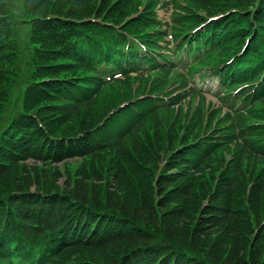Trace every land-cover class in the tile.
<instances>
[{
    "label": "trees",
    "instance_id": "trees-1",
    "mask_svg": "<svg viewBox=\"0 0 264 264\" xmlns=\"http://www.w3.org/2000/svg\"><path fill=\"white\" fill-rule=\"evenodd\" d=\"M185 1L186 13L179 5L180 10L173 15V35L177 38L190 27L207 22L209 16L228 12L208 21L199 35L189 33L185 41L203 63L209 64L204 60L214 57L210 65L221 73L225 85L236 80L231 65L237 67L238 74L259 81L246 101L252 110L263 112L264 0ZM23 3L21 13L19 4L0 0V264H13L10 250L21 241L38 251L40 261L50 264L52 259L48 256L57 237L66 233L78 243L83 237L106 236L111 214L114 218L129 216L148 229L136 236L114 234L110 242L97 247L82 244L87 247L89 259L85 260L92 264H158V251L147 249L156 244L187 245L215 264H264V131L256 126L242 125V142L234 147L225 142L221 150L214 152L211 142L195 145L185 164L180 160V149L173 152L182 133L171 126L157 102L150 98L139 100L129 111L134 121L127 131L116 136V141L129 154L130 158L124 161H131L137 172L151 170L153 164L154 179L165 150L168 161L158 190L152 186L141 201L132 182L119 169L115 171L117 155L105 150L68 161L69 178L63 186L56 184L64 170L54 164L58 158L52 153L54 138L92 127L132 96L129 85L121 91L119 84L132 83L135 78L127 75L123 80H106L109 64L117 70L130 57L127 64L151 60L141 57L137 49L125 51L121 32H100L107 26L105 22L120 24L126 20L131 12L139 10L143 0ZM156 3L157 0H150L145 12L122 27L156 41L162 31L151 30L160 23L147 19L154 14ZM89 16H96L103 23L79 21ZM27 24L33 29L28 35L23 32ZM245 37H251V54L237 56L228 64L227 57ZM144 88L141 86L139 91ZM160 89V84L153 83V91ZM131 143L136 146L138 157L128 151ZM32 145H41V151L31 152ZM27 149L26 157L34 155L43 163L16 158L26 154ZM14 157L17 166L11 164ZM107 164L121 179L120 192L113 185L107 186L106 197H101L93 182L106 180L100 171H105ZM70 167H74L73 171ZM34 186L48 197H64L48 208L47 203L38 201L42 197L31 195ZM97 215L102 222L94 218ZM67 249L61 251L62 255L68 254ZM32 254L28 252L21 263L32 264ZM57 262H61V257Z\"/></svg>",
    "mask_w": 264,
    "mask_h": 264
},
{
    "label": "rangeland",
    "instance_id": "rangeland-1",
    "mask_svg": "<svg viewBox=\"0 0 264 264\" xmlns=\"http://www.w3.org/2000/svg\"><path fill=\"white\" fill-rule=\"evenodd\" d=\"M162 14H164V18L165 19H169L168 13L166 12V10H162L161 11ZM75 165V164H74ZM67 164H65L64 168H63V173L62 176L60 177L59 180L56 181L57 185L63 186L67 179L69 178L68 174H67ZM151 170L148 171H142L139 172L137 175V177L133 178L132 180V184L131 186L134 187L136 189V191L140 194L141 196V201L144 200V195L145 194H149L152 190L151 187L154 186L153 185V181L154 178H152V168L153 170H156V168L154 167L153 164H151ZM74 167H70V169H72L71 171H73ZM79 174L81 173V171H78ZM103 175V177L106 179L105 181H100L98 183L93 182L95 184L98 185L99 188V193L101 194V197L105 194V191L107 189V186L111 187L112 185L114 186V190L120 192L119 189V185L121 183V179L119 178V175L113 174L112 171H100ZM81 175V174H80ZM110 183V184H109ZM85 257L87 256L86 254H84ZM78 258L79 257L78 255ZM84 259V258H81Z\"/></svg>",
    "mask_w": 264,
    "mask_h": 264
}]
</instances>
